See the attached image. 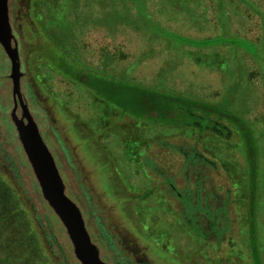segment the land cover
Here are the masks:
<instances>
[{
	"label": "rangeland",
	"instance_id": "rangeland-1",
	"mask_svg": "<svg viewBox=\"0 0 264 264\" xmlns=\"http://www.w3.org/2000/svg\"><path fill=\"white\" fill-rule=\"evenodd\" d=\"M9 14L23 98L103 262L256 264L255 236L264 264V0H9ZM48 44L123 82L229 99L257 142L255 180L240 138L113 121L37 62ZM11 74L0 43V264H83L20 139Z\"/></svg>",
	"mask_w": 264,
	"mask_h": 264
},
{
	"label": "trees",
	"instance_id": "trees-1",
	"mask_svg": "<svg viewBox=\"0 0 264 264\" xmlns=\"http://www.w3.org/2000/svg\"><path fill=\"white\" fill-rule=\"evenodd\" d=\"M47 1L58 3L60 0ZM45 42L48 43V39ZM38 46L34 51L37 62L48 64L71 83L85 89L107 107L117 110L120 115H115L113 121L128 119L131 122L184 125L196 129L199 137L214 134L228 143L236 142L240 138L245 146L244 152L249 164L251 180H255L258 162L257 142L247 120L231 110L229 99L214 104L183 94L123 82L86 68L53 45ZM155 164L151 160L149 165L153 167ZM254 231L252 229V232ZM251 242L253 254L257 258L256 264H262L259 259L260 246L255 236Z\"/></svg>",
	"mask_w": 264,
	"mask_h": 264
},
{
	"label": "water",
	"instance_id": "water-1",
	"mask_svg": "<svg viewBox=\"0 0 264 264\" xmlns=\"http://www.w3.org/2000/svg\"><path fill=\"white\" fill-rule=\"evenodd\" d=\"M14 35L11 29L9 0H0V43L12 63L11 78L13 97L20 101L23 116L28 119L29 140L21 134L20 139L33 166L44 197L55 210L67 228L74 244L75 253L83 264H107L100 258L99 249L92 243L78 206L65 193V185L57 168L55 159L46 145L37 123L24 102L21 90V61L17 45L13 46Z\"/></svg>",
	"mask_w": 264,
	"mask_h": 264
},
{
	"label": "flooded vegetation",
	"instance_id": "flooded-vegetation-1",
	"mask_svg": "<svg viewBox=\"0 0 264 264\" xmlns=\"http://www.w3.org/2000/svg\"><path fill=\"white\" fill-rule=\"evenodd\" d=\"M12 43H13V46L17 45L18 50H19V43L15 39V37H13ZM19 54H20V52H19ZM20 61H21V58H20ZM22 77H23V75H22ZM22 77H21V79H22ZM24 102H25V104H27L25 99H24ZM27 106H28V104H27ZM28 108H29V106H28ZM19 109H21V116L20 117L17 114ZM23 115H24L23 109H22L20 101H18L17 103L14 101V110H13V114H12L14 123L17 126L19 135L21 136V134H23L26 137V139L29 140V138H30L29 130L30 129L28 127V119L26 117H24Z\"/></svg>",
	"mask_w": 264,
	"mask_h": 264
}]
</instances>
